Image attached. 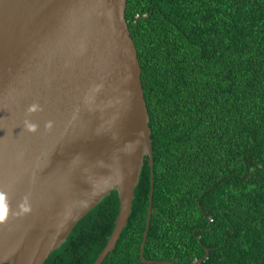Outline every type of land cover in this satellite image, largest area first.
Here are the masks:
<instances>
[{
  "label": "trees",
  "instance_id": "obj_1",
  "mask_svg": "<svg viewBox=\"0 0 264 264\" xmlns=\"http://www.w3.org/2000/svg\"><path fill=\"white\" fill-rule=\"evenodd\" d=\"M151 130L152 264H264V0H127ZM144 158L127 225L102 264H146ZM112 191L44 264H93Z\"/></svg>",
  "mask_w": 264,
  "mask_h": 264
},
{
  "label": "water",
  "instance_id": "obj_2",
  "mask_svg": "<svg viewBox=\"0 0 264 264\" xmlns=\"http://www.w3.org/2000/svg\"><path fill=\"white\" fill-rule=\"evenodd\" d=\"M126 5L0 0V192L7 194L0 264H44L115 191V226L93 263L102 264L127 225L145 157L150 194L140 258L154 263L143 258L153 195L151 130Z\"/></svg>",
  "mask_w": 264,
  "mask_h": 264
},
{
  "label": "clouds",
  "instance_id": "obj_3",
  "mask_svg": "<svg viewBox=\"0 0 264 264\" xmlns=\"http://www.w3.org/2000/svg\"><path fill=\"white\" fill-rule=\"evenodd\" d=\"M37 108L36 105H32L29 107L28 111L33 112ZM26 127L29 131H35L36 130V125L31 123V122H26ZM6 200H7V194L0 192V207H6ZM25 212L29 211V208L24 207L23 209ZM0 219H3V217H0Z\"/></svg>",
  "mask_w": 264,
  "mask_h": 264
}]
</instances>
